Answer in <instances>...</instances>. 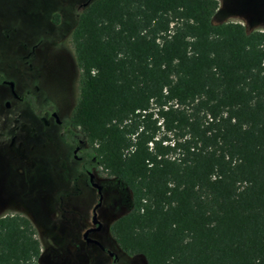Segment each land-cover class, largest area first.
Listing matches in <instances>:
<instances>
[{
    "label": "trees",
    "instance_id": "trees-1",
    "mask_svg": "<svg viewBox=\"0 0 264 264\" xmlns=\"http://www.w3.org/2000/svg\"><path fill=\"white\" fill-rule=\"evenodd\" d=\"M217 0H90L70 39L71 120L127 197L110 226L146 264H264V30ZM31 220L0 215V264H35Z\"/></svg>",
    "mask_w": 264,
    "mask_h": 264
},
{
    "label": "flooded vegetation",
    "instance_id": "flooded-vegetation-1",
    "mask_svg": "<svg viewBox=\"0 0 264 264\" xmlns=\"http://www.w3.org/2000/svg\"><path fill=\"white\" fill-rule=\"evenodd\" d=\"M13 1L27 11L29 21L23 22L29 31L23 36L28 38L16 44L15 53L13 45L6 41L11 58L14 54L19 58L16 65L11 58L4 63L0 60V207L10 202L17 206L2 215L11 211L10 214L24 216L23 209L29 210L26 202L31 193L27 182L31 176L38 182L37 194L44 197L42 201L48 196L79 217L78 225H68L66 233L60 228L67 239L66 246L73 250L71 264H117L119 255L111 243L126 253L110 231L117 216L110 218L107 227L101 208L107 196H112L111 191L118 194L123 206L127 207L128 199L120 196L117 183L95 164L91 144L71 120L80 75L73 49L71 53L70 35L79 11L90 0L77 3L69 37L46 31L43 24L35 21L41 17L44 25L56 28L63 18L62 4H75L77 0ZM52 175L55 181L47 184L46 179ZM85 192L96 195L94 202L91 199L87 218L72 205ZM40 251L41 256L42 247Z\"/></svg>",
    "mask_w": 264,
    "mask_h": 264
},
{
    "label": "rangeland",
    "instance_id": "rangeland-1",
    "mask_svg": "<svg viewBox=\"0 0 264 264\" xmlns=\"http://www.w3.org/2000/svg\"><path fill=\"white\" fill-rule=\"evenodd\" d=\"M17 1H13L16 3ZM82 0H77L74 4L63 3V18L58 27L52 28L48 25H44L45 19L42 20L39 17L35 23L43 24L46 31L61 33L62 37H69L70 29L72 28L75 21V10L78 2ZM218 8L213 16L214 23H220L224 21H234L242 23L247 30H264V0H217ZM24 2H29L24 0ZM0 60L6 62L10 60V53L6 51V41L8 40L9 45H13L14 53L16 52V44L21 42L22 39L28 38L23 37L29 31V27L26 26L23 20L29 21L27 11H22L18 4H13L11 0H0ZM38 17V16H37ZM71 17V19H70ZM24 18V19H22ZM47 22V21H46ZM25 24V25H24ZM24 25V26H23ZM52 28V29H50ZM10 37V39H6ZM71 53L72 48H71ZM13 59L15 65L18 61V57L14 54L11 58ZM77 72L80 75L79 69ZM80 77V76H79ZM79 87V78L77 76V85L75 90V98L77 99ZM75 99V101H76ZM99 174V177H101ZM55 181V175L46 179L47 184H51ZM6 190H9L8 183ZM38 182L34 180L33 177H28L27 188L30 191V196L28 197L27 204L29 210L23 209L24 216L28 217L34 227L35 236L38 238L40 245L43 249L42 255L38 258L35 264H71L72 248L66 246L65 235L61 232L62 228L64 233L68 231V225L74 226L78 225L79 217L76 213H71L69 210H65L64 206H60L58 202L51 200L48 196H45L44 201L43 196H38ZM48 188V187H47ZM50 189V188H49ZM91 193L85 192L77 201H73L72 205L77 208L78 214H82V217L87 218L89 215V208L92 203L96 200V195H91ZM112 196H107V201H105L103 207L101 208V213H105L104 218L106 226L108 227L110 218L116 217L127 210L126 206H123L121 201H119V196L116 192H112ZM86 196V197H85ZM89 196V198H87ZM91 199H93L91 201ZM17 208L14 202L8 203L5 207H0V215H2L5 210ZM9 211L8 213H10ZM105 216V215H103ZM108 234V231H107ZM63 236V237H62ZM109 240L112 241L110 234L107 235ZM61 238V239H60ZM112 245V246H111ZM110 247L118 253L119 260L117 264H146L145 259L142 255H129L121 252L117 246L111 243ZM66 249V250H65ZM70 261V262H69Z\"/></svg>",
    "mask_w": 264,
    "mask_h": 264
},
{
    "label": "water",
    "instance_id": "water-1",
    "mask_svg": "<svg viewBox=\"0 0 264 264\" xmlns=\"http://www.w3.org/2000/svg\"><path fill=\"white\" fill-rule=\"evenodd\" d=\"M94 218H95V214H94V216H93ZM95 220V219H94Z\"/></svg>",
    "mask_w": 264,
    "mask_h": 264
}]
</instances>
